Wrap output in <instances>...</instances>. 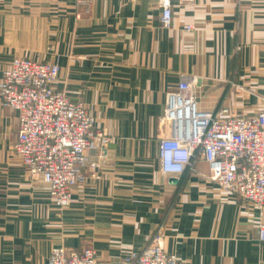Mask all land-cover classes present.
I'll return each mask as SVG.
<instances>
[{
  "label": "crops",
  "instance_id": "crops-1",
  "mask_svg": "<svg viewBox=\"0 0 264 264\" xmlns=\"http://www.w3.org/2000/svg\"><path fill=\"white\" fill-rule=\"evenodd\" d=\"M160 14L158 0H92L89 13L78 0H0V78L17 56L55 53L56 88L113 137L59 210L15 155L17 116L0 102V264H47L59 246L125 264L159 233L177 264H264V209L219 187L204 161L164 175L159 159L166 96L183 79L197 77L203 110L264 107V0H173L169 28Z\"/></svg>",
  "mask_w": 264,
  "mask_h": 264
},
{
  "label": "built area",
  "instance_id": "built-area-1",
  "mask_svg": "<svg viewBox=\"0 0 264 264\" xmlns=\"http://www.w3.org/2000/svg\"><path fill=\"white\" fill-rule=\"evenodd\" d=\"M92 0H78L85 13ZM160 21L169 28L173 0H158ZM192 31L193 25H186ZM61 66L17 56L3 69L0 78L1 106L16 113L18 131L15 155L31 177L48 187L57 209L67 208L76 186L85 183L86 169L94 171L99 161L89 154L106 153L113 137L96 127L85 103L56 88ZM197 77L183 79L167 93L162 121L169 129L160 140L159 159L164 175L180 174L195 163L208 165L211 180L222 189L241 197L257 209H264V107L256 113H233L222 106L203 110L196 92ZM93 174V173H92ZM264 241V223L257 227ZM177 256L166 251L159 233L140 252H130L125 264H177ZM47 264H105L97 251L87 247L69 251L52 248Z\"/></svg>",
  "mask_w": 264,
  "mask_h": 264
},
{
  "label": "rangeland",
  "instance_id": "rangeland-1",
  "mask_svg": "<svg viewBox=\"0 0 264 264\" xmlns=\"http://www.w3.org/2000/svg\"><path fill=\"white\" fill-rule=\"evenodd\" d=\"M53 58L52 59H50V60H47V61H54L55 60V58H57L58 56L57 55H55V53L53 54V56H52ZM221 108V107H220ZM219 109V108H218ZM230 109V108H229Z\"/></svg>",
  "mask_w": 264,
  "mask_h": 264
}]
</instances>
